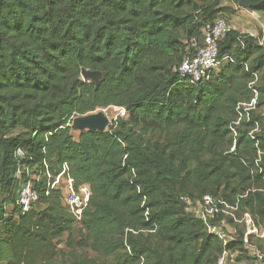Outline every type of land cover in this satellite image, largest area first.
<instances>
[{"label":"trees","instance_id":"16d2710c","mask_svg":"<svg viewBox=\"0 0 264 264\" xmlns=\"http://www.w3.org/2000/svg\"><path fill=\"white\" fill-rule=\"evenodd\" d=\"M240 10L264 22V0H0V264L263 260L264 240L236 222L264 228V32L234 29ZM217 20L230 29L219 67L191 83L178 71L189 42ZM112 107L124 115L105 132L72 129ZM21 166L38 194L26 214ZM65 167L92 193L81 220L51 189ZM206 196L235 218L202 221L190 209Z\"/></svg>","mask_w":264,"mask_h":264},{"label":"built area","instance_id":"2783aa9c","mask_svg":"<svg viewBox=\"0 0 264 264\" xmlns=\"http://www.w3.org/2000/svg\"><path fill=\"white\" fill-rule=\"evenodd\" d=\"M229 31V26L224 20H217L205 27L202 45H200L198 38H192L189 42L192 53L179 67L178 71L180 76L183 79H188L191 83L208 80L219 67V43L227 36ZM261 44L264 46V37L261 40ZM253 91L255 92V98L252 102L240 104L238 106L241 119L245 117L247 120H250V112L256 110L258 93L254 89ZM236 124L238 125L239 122ZM16 156L19 158L25 157L22 150H18ZM66 170L65 167L63 173L57 177L56 181L51 185V189L62 188L64 190L65 204L75 218L81 220L85 211L90 206L92 193L88 186L76 188L74 181L71 178L65 177ZM24 174H26V179H24ZM16 177L18 180H23L18 190L16 205L23 214H26L38 200V194L34 190L31 181L34 179V176H32L30 169H25L21 166L17 170ZM63 180L66 181L64 187L61 185V181ZM218 205L219 204L213 198L206 196L198 207H196V209H198L196 214L206 224L220 215L235 218V213L233 212L236 211L237 208L224 204H222L224 208H220ZM196 209L194 210L195 212ZM236 222L246 225L247 236L253 235L256 239L264 240V228H257L249 215L244 216L241 220L236 219ZM209 229L211 232L218 233L220 236L224 237L223 228L210 227ZM220 264H225V257L222 258Z\"/></svg>","mask_w":264,"mask_h":264},{"label":"rangeland","instance_id":"374dc122","mask_svg":"<svg viewBox=\"0 0 264 264\" xmlns=\"http://www.w3.org/2000/svg\"><path fill=\"white\" fill-rule=\"evenodd\" d=\"M263 25H264V22L258 15L251 14L250 12H246V11H243V10L238 11L237 16L234 18V20L232 22L233 28L238 30L239 32L245 33V34L252 33V34H255L257 36H260L261 34H263V32H264ZM100 111H98V112H100ZM102 111H104L105 114L110 119V124L118 116H123L124 115L123 110L120 109V108H116V107H112V108L105 109V110H102ZM263 111H264V109H263ZM98 112H96V113H98ZM76 136H77V134H76ZM65 183H66L65 180L61 181L62 187L65 186L64 185ZM195 209H196V206L195 207L192 206L190 211L194 213ZM197 212H198V209H196V213ZM234 233L235 232H234L233 228L227 227V228H225L224 236H225V238L227 240H231V238L233 237ZM254 254L255 253L253 252L252 255H254ZM226 262H227V259H226ZM227 264H228V262H227ZM242 264H245V263H242ZM247 264H264V258L262 260V258L259 257L258 260L251 261V262H249Z\"/></svg>","mask_w":264,"mask_h":264},{"label":"water","instance_id":"95a60500","mask_svg":"<svg viewBox=\"0 0 264 264\" xmlns=\"http://www.w3.org/2000/svg\"><path fill=\"white\" fill-rule=\"evenodd\" d=\"M82 78L85 82L90 81L94 84H98L102 78V74L100 72L83 71ZM109 126L110 119L104 111H100L98 113L76 118L73 121L72 129L75 132L99 131L103 133L108 129Z\"/></svg>","mask_w":264,"mask_h":264}]
</instances>
